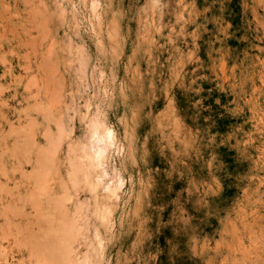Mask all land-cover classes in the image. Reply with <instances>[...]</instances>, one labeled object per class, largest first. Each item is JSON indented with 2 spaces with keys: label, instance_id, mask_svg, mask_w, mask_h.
I'll return each mask as SVG.
<instances>
[{
  "label": "rangeland",
  "instance_id": "1",
  "mask_svg": "<svg viewBox=\"0 0 264 264\" xmlns=\"http://www.w3.org/2000/svg\"><path fill=\"white\" fill-rule=\"evenodd\" d=\"M0 264H264V0H0Z\"/></svg>",
  "mask_w": 264,
  "mask_h": 264
},
{
  "label": "bare ground",
  "instance_id": "2",
  "mask_svg": "<svg viewBox=\"0 0 264 264\" xmlns=\"http://www.w3.org/2000/svg\"><path fill=\"white\" fill-rule=\"evenodd\" d=\"M61 243V242H60ZM57 250V249H56Z\"/></svg>",
  "mask_w": 264,
  "mask_h": 264
}]
</instances>
